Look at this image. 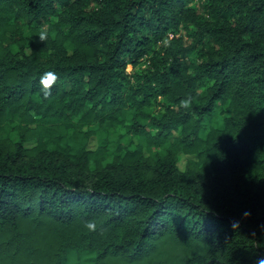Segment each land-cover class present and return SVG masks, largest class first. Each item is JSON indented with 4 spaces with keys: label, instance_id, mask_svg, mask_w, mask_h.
Masks as SVG:
<instances>
[{
    "label": "trees",
    "instance_id": "trees-1",
    "mask_svg": "<svg viewBox=\"0 0 264 264\" xmlns=\"http://www.w3.org/2000/svg\"><path fill=\"white\" fill-rule=\"evenodd\" d=\"M259 260L264 0H0V264Z\"/></svg>",
    "mask_w": 264,
    "mask_h": 264
},
{
    "label": "clouds",
    "instance_id": "clouds-1",
    "mask_svg": "<svg viewBox=\"0 0 264 264\" xmlns=\"http://www.w3.org/2000/svg\"><path fill=\"white\" fill-rule=\"evenodd\" d=\"M38 38L40 41L47 42L50 38V32L46 27H42L38 32ZM57 80V75L52 71L44 72L40 77V84L42 85L41 91L45 96L49 95L51 92V86ZM180 104L185 109H190L193 104V97L192 95H187L185 98L180 100ZM245 216L250 215V213L245 212ZM89 229H94L95 224L89 223L87 225ZM258 264H264V260H259Z\"/></svg>",
    "mask_w": 264,
    "mask_h": 264
},
{
    "label": "rangeland",
    "instance_id": "rangeland-1",
    "mask_svg": "<svg viewBox=\"0 0 264 264\" xmlns=\"http://www.w3.org/2000/svg\"><path fill=\"white\" fill-rule=\"evenodd\" d=\"M197 5V2L193 4V6H196ZM128 72H132V67L130 66L128 68ZM125 134V129L124 128H117V129H112L109 133H106V132H102V137L105 138V137H108L109 139V145H108V149H109V161L112 160V155L113 153L116 152V150L118 149L119 145L120 144H126V140H122L121 139V136ZM100 135L97 136L98 138H93L91 141H90V148L91 149H96L99 144H100ZM189 158L187 156H182V159L180 161V168L181 169H184L185 168V165H186V162Z\"/></svg>",
    "mask_w": 264,
    "mask_h": 264
}]
</instances>
